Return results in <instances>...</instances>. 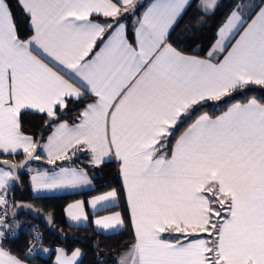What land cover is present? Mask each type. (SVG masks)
<instances>
[{
    "label": "snow or ice",
    "instance_id": "snow-or-ice-1",
    "mask_svg": "<svg viewBox=\"0 0 264 264\" xmlns=\"http://www.w3.org/2000/svg\"><path fill=\"white\" fill-rule=\"evenodd\" d=\"M223 2L14 0L27 18L19 29L12 0H0V156H24L0 159V264H24L4 246L21 227L18 210L54 220L14 201L21 172L39 198L91 187L90 170L112 161L133 232L115 264H264V96L192 119L206 102L249 86L264 90V0H229L203 55L173 38L190 9L200 13V30ZM73 105L79 111L69 122ZM29 116L41 117L32 133L24 131ZM42 158L52 167L33 169ZM120 198L113 188L87 204L98 213ZM85 203L68 204L66 218L87 223ZM92 223L114 235L125 217L112 211ZM32 236L42 241L35 226ZM35 248L30 240L27 255ZM56 252V264H77L83 255L79 248Z\"/></svg>",
    "mask_w": 264,
    "mask_h": 264
},
{
    "label": "trees",
    "instance_id": "trees-1",
    "mask_svg": "<svg viewBox=\"0 0 264 264\" xmlns=\"http://www.w3.org/2000/svg\"><path fill=\"white\" fill-rule=\"evenodd\" d=\"M151 0H142V4L146 6L148 2ZM226 0H224L221 8L217 10L216 15L210 18V22L204 26L202 29L198 30L195 26V15L198 13L197 9L193 7L190 9L180 21L179 25L176 27L173 32V38L179 39L182 44L185 46L182 50L190 54H200L203 55L207 48L211 45L214 40V31L216 25L219 24L224 15L229 11V7H226L222 10V7ZM14 13L17 17V24L19 29L27 28V18L23 17L19 9L15 6L14 0H12ZM143 8H138L136 15L138 16ZM129 22H132V17H129ZM191 26V30L196 34L194 36H190L186 31L185 26ZM199 45L200 51L199 53H193V49ZM247 96H264V90H261L259 86H249L248 89L244 90L242 93H234L230 97H225L220 101L215 102H206L203 107L197 106L196 109L193 110L192 119L196 116L200 115L202 112H208L210 115H219L222 111L227 109L232 102L237 100H244ZM73 111L69 112L65 119H68L71 122V117L78 114L79 109L73 105ZM41 117L40 116H29L27 123L24 124V131L28 133H32L36 131V128L40 124ZM192 120H185L182 125L179 126L182 131L183 128L187 127ZM178 134V133H177ZM1 159H8L14 162L21 161L23 156L16 157H7L0 156ZM80 160L87 161V157L84 155L80 156ZM44 162V160H43ZM67 163V162H65ZM84 166V165H82ZM91 178H93V182L96 186V189L92 192L82 194L79 196H64V197H56L52 199H34L30 194L29 187V175L27 172L20 174L21 180V188L16 187L14 192V201L15 202H28L34 204L39 209L43 210L45 213L51 212L55 217V225L58 230L62 231L64 234L77 235L82 238L85 242H90V244H83L81 242H67L61 243L60 240L54 236H49L48 231L42 226V224L38 221L33 220L29 216L21 215L18 220H21L22 217H25V221L21 226V232L17 239L10 240L7 239L4 242V246L11 249L12 252L18 255L20 258L27 260L31 264H51L50 259H43L41 256L36 257H25L24 252L27 247L28 241V232L25 229L30 225H37L42 233L43 240L42 246L45 247H64L66 250L71 251L74 248H79L83 251V259L80 264H100V261L106 260L107 264H115L116 257L124 251L128 247V245L133 240V232L131 225L128 221V215L125 208L124 200H123V189L121 182L119 180V173L116 164L114 163H106L102 165L100 168L95 170H90ZM115 188L119 193H121V198L119 200V204L115 208H111L106 210H118L124 214L125 217V229L118 232V234H103L96 231L93 227H73L70 226L64 217L65 207L78 198H86L91 195H95L98 193L105 192L107 190ZM100 249V256L96 255V249Z\"/></svg>",
    "mask_w": 264,
    "mask_h": 264
},
{
    "label": "crops",
    "instance_id": "crops-1",
    "mask_svg": "<svg viewBox=\"0 0 264 264\" xmlns=\"http://www.w3.org/2000/svg\"><path fill=\"white\" fill-rule=\"evenodd\" d=\"M140 2H142V0H140ZM150 2H152V0H151ZM150 2H148V4H149ZM259 2H260V1H259ZM148 4H147V5H148ZM147 5H146V6H147ZM146 6H145V7H146ZM189 54H190V53H189ZM209 102H212V101H209ZM16 156H23V154L21 153V154H17V155H15V156H7V157H16ZM23 157H24V156H23ZM42 160H44V159L42 158ZM108 163H114V164H116L117 169H118V163H117V162L112 161V162H108ZM31 167H32L33 169H46V168H47V169H50L52 166H51V165H48V164H47V161L44 160V162L32 163V164H31ZM118 173H119V171H118ZM89 174H90V173H89ZM28 175H30V174L28 173ZM90 177H91V175H90ZM119 180H120V182H121L120 176H119ZM16 187H17V185H16L15 188H14V192H15ZM95 189H96V186H95V184H94V182H93L92 186L89 187V188H83V189H79V190H56V191H52V192L41 193V194H38L39 198H35V197H34V194H33V192L31 191V189H30V194H31L32 198H34V199H52V198H56V197H64V196H79V195H82V194H86V193L92 192V191H94ZM110 190H111V189H110ZM110 190H107V191H110ZM105 192H106V191H105ZM102 193H104V192H102ZM102 193H98V194H95V195H100V194H102ZM95 195H91V196L86 197V198H82V197H81V198L75 199L74 201L71 202V203H74V202L77 201V200H84V201L86 202V203H85V211L89 213V220H88L87 223L78 226V225L74 224L73 222H71L70 220H68V219L66 218V216H65V211H64V217H65V220H66V222H67L70 226H73V227H88V226H91V227H93L96 231L100 232V231L94 226V224L92 223V220L94 219V217H95V216L108 215V214H110L112 211H118V210H111V211H107V212H105V210H101V211H99L98 213H93L92 210L89 208V206H88V204H87V201H88L91 197H93V196H95ZM71 203H69V204H71ZM118 204H119V201H118ZM115 207H116V206H113V207H111V208H115ZM65 208H66V207H65ZM111 208H110V209H111ZM25 220H26L25 218H24V219L21 218V220H19V221H21L22 224H23V222H24ZM22 224H21V225H22ZM124 229H125V227H124L123 229L119 230V232L122 231V230H124ZM100 233H102V232H100ZM103 234H109V233H103ZM42 248L48 249L49 251H47V252L41 251L39 256H41L43 259H50V260H51V264H56V256H57L56 249L53 248V247H45V246H42ZM59 248H64V247H59ZM57 249H58V248H57ZM64 249H66V248H64ZM81 251H82V250H81ZM82 253H83V251H82ZM83 255H84V253H83ZM83 255L78 259L77 264H80V263H81V261H82V259H83ZM21 259L24 261V264H31V263H29L27 260H25V259H23V258H21Z\"/></svg>",
    "mask_w": 264,
    "mask_h": 264
},
{
    "label": "water",
    "instance_id": "water-1",
    "mask_svg": "<svg viewBox=\"0 0 264 264\" xmlns=\"http://www.w3.org/2000/svg\"><path fill=\"white\" fill-rule=\"evenodd\" d=\"M228 4H229V0H226V2L224 3V5L222 7V10H224L226 8L225 5H228ZM23 159L21 161H23ZM10 161H12V160H10ZM21 161H19V162H21ZM19 162H16V163H19ZM38 162H43V160L36 161V162H33V163H38ZM23 173L24 172H21L20 174H23ZM17 187L18 188H21V180H20V183L17 184ZM22 203L31 204L33 207H35L38 210L42 211L45 216L47 215V213H45L43 210L39 209L38 207H36L32 203H28V202H22ZM21 215H27L30 218H32L33 220L40 222L42 224V226L48 231L49 236H54V237L58 238L61 243H67L68 241L69 242H76L77 241V242H81L83 244H90V242H85L82 238L78 237L77 235L64 234L62 231L58 230V228L55 225V217H54V215H53L54 220H53L52 225H48L43 219L35 217L26 208L25 209H22V210H18L17 218L19 216H21Z\"/></svg>",
    "mask_w": 264,
    "mask_h": 264
},
{
    "label": "built area",
    "instance_id": "built-area-1",
    "mask_svg": "<svg viewBox=\"0 0 264 264\" xmlns=\"http://www.w3.org/2000/svg\"><path fill=\"white\" fill-rule=\"evenodd\" d=\"M21 226H22V225H21ZM33 226H35V230H38L39 233L42 235V240H43V233H42L41 229H40L37 225L33 224V225H30L29 227H26L25 229H26L27 232H28V241H27V247H26V250H25V252H24V256H25V257H36V256H39V255H40V252H41L39 249L42 247V241L37 242V241L33 240V236H32ZM21 229H22V228L20 227V228L17 230L16 235H15L13 238H11L10 240L17 239L18 236H19V234H20V232H21ZM30 240H32L33 243H35V244L37 245V248L33 249V255H32V256H28V255H27L28 242H29ZM54 248L57 249L58 247L55 246Z\"/></svg>",
    "mask_w": 264,
    "mask_h": 264
},
{
    "label": "rangeland",
    "instance_id": "rangeland-1",
    "mask_svg": "<svg viewBox=\"0 0 264 264\" xmlns=\"http://www.w3.org/2000/svg\"><path fill=\"white\" fill-rule=\"evenodd\" d=\"M259 1H260V0H256L257 3H259ZM23 216H25V215H23ZM19 218H20V217H19ZM19 218H17V219H19ZM24 218H25V217H22V219H24Z\"/></svg>",
    "mask_w": 264,
    "mask_h": 264
}]
</instances>
